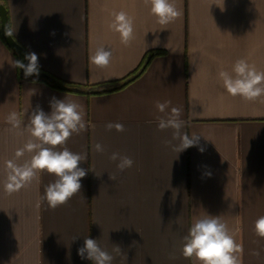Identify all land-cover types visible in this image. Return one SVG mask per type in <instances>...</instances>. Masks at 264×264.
Here are the masks:
<instances>
[{"label":"crops","instance_id":"1","mask_svg":"<svg viewBox=\"0 0 264 264\" xmlns=\"http://www.w3.org/2000/svg\"><path fill=\"white\" fill-rule=\"evenodd\" d=\"M0 3L12 37L26 54H37L39 70L88 90L117 85L147 51L162 52L123 87L87 94L20 75L0 31V264H92L78 255L86 237L115 257L112 264H194L182 255L183 237L194 217L206 214L227 224L242 249L240 264H264V238L254 230L264 216V98L232 97L218 77L238 59L264 70V0H175L182 15L167 26L144 0ZM119 11L134 21L127 46L109 28ZM100 44L113 52L105 69L89 61ZM53 97L82 104L87 126L64 145L87 155L79 165L87 175L80 193L56 209L43 199L54 175L41 172L11 194L4 189L6 163L31 157L15 155L30 138L29 117L37 106L50 113ZM157 101L171 102L166 113L181 110V134L199 135L197 146L175 151L174 130H158L157 117L166 113L158 112ZM13 111L21 116L19 129L6 122ZM108 123L124 131H109ZM96 143L103 153L94 150ZM113 152L130 157L133 166L118 172Z\"/></svg>","mask_w":264,"mask_h":264},{"label":"clouds","instance_id":"2","mask_svg":"<svg viewBox=\"0 0 264 264\" xmlns=\"http://www.w3.org/2000/svg\"><path fill=\"white\" fill-rule=\"evenodd\" d=\"M144 4L161 26L173 23L182 15L175 0H144ZM222 4L224 5V0H222ZM112 16L109 28L119 34L121 44L129 45L135 38L133 18L125 11L114 12ZM14 32L10 26H5V35L11 37ZM112 58V50L104 44L98 45L89 54L90 63L101 69L108 68ZM25 59L28 61L27 64L17 60L13 66L22 69L25 78L32 75L38 76L37 54L27 53ZM218 77L222 82V87L232 97H240L245 101H257L264 98V70L257 69L254 64H250L245 59H238L230 71L221 69L218 72ZM49 103L50 113H45L37 106L29 117L25 130L30 138L22 148L16 151L15 155L19 159L27 152L31 154V157L22 164L14 161L6 163L7 174L4 189L11 194L37 180L38 174L41 172L54 175L56 179L46 185L43 199L49 208L56 209L67 204L69 200L80 193L81 179L87 175V170L79 166L81 162L87 160V155L72 152L64 147L73 134L86 131L87 126L82 104L69 97L62 100L53 97ZM170 103V101H157L155 107L159 113H166ZM180 116L181 110L172 107L165 116L157 117L158 130L163 131L169 128L174 130L173 139L179 141L175 146L177 153L197 146L200 137L195 134H181L180 130L184 126V121L180 119ZM6 122L14 129L21 128L23 123L20 114L15 111L7 115ZM106 128L109 131L113 128L119 132L124 131V126L120 123H108ZM94 150L103 153L105 148L102 144L96 143ZM199 151L203 152L204 148L200 147ZM109 159L117 162L118 172H123L134 164L130 157L118 152L111 153ZM109 178L116 180L115 174H109ZM254 230L257 236L264 238V216L257 218ZM183 241L182 255L186 259L193 260L194 264H240L238 253L242 249L236 243L221 216L206 214L194 217ZM113 251L116 254H122L119 246H115ZM78 255L81 259L91 261L92 264H112L115 259L110 252L100 246L98 240L87 237L83 247L78 249Z\"/></svg>","mask_w":264,"mask_h":264},{"label":"trees","instance_id":"3","mask_svg":"<svg viewBox=\"0 0 264 264\" xmlns=\"http://www.w3.org/2000/svg\"><path fill=\"white\" fill-rule=\"evenodd\" d=\"M6 14H7V11H6ZM7 23H8V26H9L8 14H7ZM160 53H162V52L159 51V50H149V51H147L144 54L140 64L138 65V67L134 71H132L127 76H125L124 78L119 80L117 82V85L109 87V88L93 87L91 90H88V89H86L83 86H79V85H75V84H71V83H67V82L61 81V80L57 79L56 77H54V76H52V75H50L48 73L47 74L52 78L51 80H47V79L42 78V77H27V78H29L31 80L43 81V82H45L46 84H48V85H50L52 87H56V88H60V89L68 90V91H73V92H83V93H87V94H89V93H104V92L112 91V90L118 89L120 87H123L128 82H130L131 80L136 78L138 75H140L144 71V69L148 65L149 61L151 60V58L154 57L155 55L160 54ZM18 72H19L20 75L22 74L19 70H18Z\"/></svg>","mask_w":264,"mask_h":264},{"label":"water","instance_id":"4","mask_svg":"<svg viewBox=\"0 0 264 264\" xmlns=\"http://www.w3.org/2000/svg\"><path fill=\"white\" fill-rule=\"evenodd\" d=\"M8 25L7 23V14L6 9L2 3H0V31L1 35L3 37V40L5 41L6 45L16 54L17 60L21 61L24 64H27L28 61L25 59L26 51L24 48L11 36L5 35V26ZM21 73L24 75V72L22 69H20ZM29 77H42L47 80H51L52 78L45 73L44 71L39 70V75H32Z\"/></svg>","mask_w":264,"mask_h":264}]
</instances>
